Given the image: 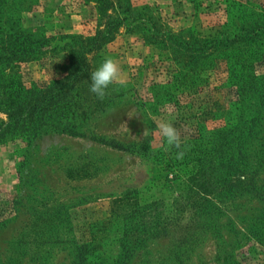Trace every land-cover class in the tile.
Returning a JSON list of instances; mask_svg holds the SVG:
<instances>
[{
    "label": "rangeland",
    "instance_id": "1",
    "mask_svg": "<svg viewBox=\"0 0 264 264\" xmlns=\"http://www.w3.org/2000/svg\"><path fill=\"white\" fill-rule=\"evenodd\" d=\"M237 16L264 21V0H0V36L13 27L9 47L22 35L37 47L1 61L3 78L42 86L83 62L90 85L106 56L119 68L80 134L0 143V264H264V155L250 179L221 168L201 192L186 185L192 164L157 153L159 122L181 142L232 123L240 89L217 55L255 49L264 77V35L233 38ZM257 138L264 152V122Z\"/></svg>",
    "mask_w": 264,
    "mask_h": 264
},
{
    "label": "trees",
    "instance_id": "2",
    "mask_svg": "<svg viewBox=\"0 0 264 264\" xmlns=\"http://www.w3.org/2000/svg\"><path fill=\"white\" fill-rule=\"evenodd\" d=\"M249 13L256 12L250 9ZM237 17L239 26L234 25L235 21L231 20L234 25L233 38L254 32L264 35V21L259 20L260 16ZM13 24H16L15 19L10 22L11 26ZM0 27H5L1 20ZM14 30L13 27H8L5 29V36H0V62H18L34 57L33 53H36L37 47L25 35L17 40L20 44L15 46L16 49L8 46V38L14 36ZM254 50L234 48L215 57L224 61L229 79L236 90L240 89L232 123L216 127L208 136L198 128L197 135L181 142L179 149L168 146L163 138V143L157 150L159 160L166 161L169 165L175 162L185 166L192 164L186 178L189 191L206 192L207 187H216L221 168L231 178L250 179L248 173L262 166L264 152L259 146L261 142L258 138V145L250 146L253 142H247L259 134L264 122L260 118V109L264 105V77L257 76L253 70ZM87 71L88 67L81 62L71 67V72L60 79L30 87L22 85L16 76L3 78L1 75L0 109L7 114V120L0 123V143L16 138L32 140L52 131L80 134L76 129L80 125L78 120L86 116L92 98L97 97L89 91V84L79 82L81 74L86 75ZM171 150L173 155H170ZM181 151L183 156L178 157L177 153ZM254 188L258 189L259 186ZM95 251V247L87 250L90 259H97Z\"/></svg>",
    "mask_w": 264,
    "mask_h": 264
},
{
    "label": "clouds",
    "instance_id": "3",
    "mask_svg": "<svg viewBox=\"0 0 264 264\" xmlns=\"http://www.w3.org/2000/svg\"><path fill=\"white\" fill-rule=\"evenodd\" d=\"M119 74L118 65L111 57H105L90 73L89 91L94 93L98 98H103L106 90L114 81L117 80ZM122 85L123 80L119 81ZM159 134L164 138L166 144L170 147H181V139L176 128L171 122L162 121L157 124ZM178 157L183 156V152L177 153Z\"/></svg>",
    "mask_w": 264,
    "mask_h": 264
}]
</instances>
